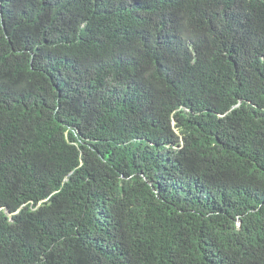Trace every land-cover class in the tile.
Returning a JSON list of instances; mask_svg holds the SVG:
<instances>
[{
	"label": "trees",
	"instance_id": "obj_1",
	"mask_svg": "<svg viewBox=\"0 0 264 264\" xmlns=\"http://www.w3.org/2000/svg\"><path fill=\"white\" fill-rule=\"evenodd\" d=\"M0 264H264V0H0Z\"/></svg>",
	"mask_w": 264,
	"mask_h": 264
},
{
	"label": "water",
	"instance_id": "obj_2",
	"mask_svg": "<svg viewBox=\"0 0 264 264\" xmlns=\"http://www.w3.org/2000/svg\"><path fill=\"white\" fill-rule=\"evenodd\" d=\"M6 214H9V212L6 210Z\"/></svg>",
	"mask_w": 264,
	"mask_h": 264
}]
</instances>
